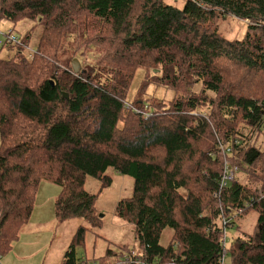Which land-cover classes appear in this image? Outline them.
I'll list each match as a JSON object with an SVG mask.
<instances>
[{
    "label": "trees",
    "instance_id": "obj_1",
    "mask_svg": "<svg viewBox=\"0 0 264 264\" xmlns=\"http://www.w3.org/2000/svg\"><path fill=\"white\" fill-rule=\"evenodd\" d=\"M181 1L0 0V24L12 25L0 34V258L41 182L60 188L58 224L94 227L112 171L133 180L115 215L135 244L108 248L96 264H264V0ZM229 17L246 23L242 39L219 33ZM23 21L34 27L20 40ZM151 86L172 98L148 95ZM227 168L233 181L221 188ZM249 211L253 236L224 234ZM86 232L78 227L62 264H86L75 254Z\"/></svg>",
    "mask_w": 264,
    "mask_h": 264
},
{
    "label": "rangeland",
    "instance_id": "obj_2",
    "mask_svg": "<svg viewBox=\"0 0 264 264\" xmlns=\"http://www.w3.org/2000/svg\"><path fill=\"white\" fill-rule=\"evenodd\" d=\"M166 1L178 7L182 5L181 0ZM217 25L219 33L229 41L242 39L246 32V23L231 17L221 23V28L220 22ZM32 27H34L32 22H20L14 29V35L21 40ZM11 29L12 25L9 23L0 24V34L2 35L7 34ZM39 31L37 28L32 34V47L36 45ZM13 54L14 51L12 56ZM7 56L11 55L4 54L2 57ZM142 78L143 74L137 73L131 86L129 100L134 96L133 90H136ZM194 90L198 92L199 86L195 87ZM148 95L157 99L170 100L172 98L170 91L152 86L148 89ZM257 144L261 146L264 144L262 138H259ZM107 175L111 177L112 185L103 191L95 201L96 215L100 222L94 227L89 226L82 219L58 224L55 220L54 202L60 193V188L55 184L41 182L38 185L32 215L21 229L19 240L13 245L11 252L0 258V264H62L63 256L79 226L87 229L85 247L76 248L75 254L77 259L85 260L86 264H96L94 260L103 257L108 248L115 250L123 245L133 246L135 244L133 226L124 223L115 215L116 204L121 199L131 197L133 180L130 177L117 175L112 171H108ZM98 189L99 183L89 178L86 190L96 193ZM258 227V214L255 211H249L241 217H233V227L227 230V235L230 239L239 234L241 237H251ZM171 235V229L163 230L160 244L167 246ZM226 264H229V257L226 259Z\"/></svg>",
    "mask_w": 264,
    "mask_h": 264
},
{
    "label": "built area",
    "instance_id": "obj_3",
    "mask_svg": "<svg viewBox=\"0 0 264 264\" xmlns=\"http://www.w3.org/2000/svg\"><path fill=\"white\" fill-rule=\"evenodd\" d=\"M225 166H227V162L225 163ZM231 181H233V171L230 170L229 168H227V169H225V172H224V174L220 180V187L221 188L226 187L227 183L231 182ZM223 225H224V227H227V228L231 227L230 220H225L223 222ZM226 231H227V229L224 231V234L226 233ZM223 242L225 244L227 242V240L224 238ZM131 255L135 256V253H132ZM224 258L225 257H223V259L220 261L221 264L224 263Z\"/></svg>",
    "mask_w": 264,
    "mask_h": 264
},
{
    "label": "water",
    "instance_id": "obj_4",
    "mask_svg": "<svg viewBox=\"0 0 264 264\" xmlns=\"http://www.w3.org/2000/svg\"><path fill=\"white\" fill-rule=\"evenodd\" d=\"M71 64H72V68H73L74 73H78L80 71V64H79V62L76 59H74ZM63 97L65 99L68 98V96L66 94H64Z\"/></svg>",
    "mask_w": 264,
    "mask_h": 264
}]
</instances>
